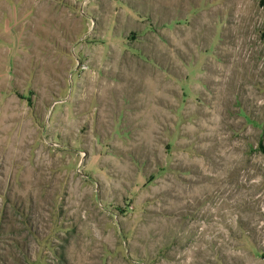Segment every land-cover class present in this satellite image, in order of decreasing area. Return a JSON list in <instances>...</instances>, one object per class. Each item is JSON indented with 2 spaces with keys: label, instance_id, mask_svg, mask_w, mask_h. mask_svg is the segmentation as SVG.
Instances as JSON below:
<instances>
[{
  "label": "rangeland",
  "instance_id": "374dc122",
  "mask_svg": "<svg viewBox=\"0 0 264 264\" xmlns=\"http://www.w3.org/2000/svg\"><path fill=\"white\" fill-rule=\"evenodd\" d=\"M0 264H264V0H0Z\"/></svg>",
  "mask_w": 264,
  "mask_h": 264
}]
</instances>
